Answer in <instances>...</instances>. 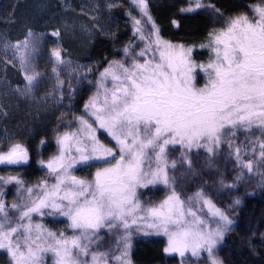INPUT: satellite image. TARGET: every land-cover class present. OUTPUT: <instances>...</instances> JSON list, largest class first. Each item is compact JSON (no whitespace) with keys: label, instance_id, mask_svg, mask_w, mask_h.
<instances>
[{"label":"snow or ice","instance_id":"snow-or-ice-1","mask_svg":"<svg viewBox=\"0 0 264 264\" xmlns=\"http://www.w3.org/2000/svg\"><path fill=\"white\" fill-rule=\"evenodd\" d=\"M130 5L140 13L137 18L129 11L133 35L148 41L136 54L143 62L136 58L130 65L111 61L99 73L95 93L85 101L82 114L74 117L79 127L58 134L59 154L47 162L39 161L55 178V183L41 180L38 184L42 194L33 196L34 186L27 187L29 202L12 204L20 213L19 220L27 219V223L11 226L5 205L0 202V214L4 217L0 219V249L7 251L11 264H43L44 253L54 254V264H89L79 259L89 255V245L82 241L91 242L100 229L111 231L117 227L124 230L117 241L118 245L123 242L121 254L115 257L121 264H131L128 256L133 228L144 235L165 236L166 254L178 253L184 257L189 251L193 256L206 252L209 264H221L215 249L234 221L202 189L187 200L182 199L169 169L183 163L195 174L189 155L193 149H204L209 154L205 167L211 168L213 158L225 142L229 158L235 147V160L241 169L252 173L254 164L264 166V0L250 5L254 20L247 14L237 15L226 20L221 29L208 33L207 42L199 45L214 53L207 63H197L193 58L196 45L173 44L161 37L159 26L149 12L148 0H130ZM201 8L219 13L211 0H190L187 11ZM221 17L222 13L217 18ZM147 25H151L150 40L145 35ZM51 35L59 37L60 32L53 31ZM43 39L44 34L28 30L23 40L4 44L5 53L10 51L13 61H19L24 75L26 86L19 90L22 95L30 93L38 82L39 74L32 66V58ZM130 48V45L124 47L125 56L130 54ZM150 52L153 57L158 53L159 60L149 58ZM50 56L53 73L58 84H62L60 66L70 65L71 61L64 59L59 44L51 49ZM198 71L206 77L203 87H197ZM76 75L79 76V70ZM109 80L111 87L107 86ZM253 128L261 135L250 145L254 158L245 163L243 156L247 153H242L231 138L237 130L250 132ZM170 145L180 146L179 160H169ZM28 162V149L21 143L0 152V165ZM77 166L95 168L93 178L73 174L72 169ZM243 175L241 171L236 181ZM0 182L25 188L18 176L0 175ZM220 183L224 185L223 180ZM157 185L168 190L166 198L158 205L144 207L141 214L138 189ZM201 202L208 209L211 222L198 214L202 210ZM239 203L234 201V205ZM33 214L66 217L74 234L67 237L61 231L57 235L41 223H33ZM213 223L215 227L211 226ZM77 230L79 235L75 234ZM91 264H102L97 253L91 254Z\"/></svg>","mask_w":264,"mask_h":264},{"label":"trees","instance_id":"trees-1","mask_svg":"<svg viewBox=\"0 0 264 264\" xmlns=\"http://www.w3.org/2000/svg\"><path fill=\"white\" fill-rule=\"evenodd\" d=\"M95 0H91L93 2ZM103 24L102 33H98L95 20L87 22L80 11L85 6L78 7L75 1L71 4L67 0H0V38L10 42L23 39L28 30L50 34L59 31L58 41L64 54L71 60L86 65L91 69L83 86L75 93L68 110L64 112L37 113L32 107L15 104L12 106L0 95V152H6L14 143H21L28 149L29 162L21 165H6L0 169V175L4 177L18 176L25 184V188L19 196L15 193L19 186L15 183L3 184L0 182V202H3L11 221H15L17 212L12 209V204L20 202L19 197L26 194V188L34 186L33 196L41 193L39 181L45 180L48 184L55 182L46 168L39 165L43 159L47 162L54 155H58L56 136L65 131H74L79 125L74 119L82 114L83 105L96 91L95 81L99 73L109 66L111 61H121L130 65L133 58L143 62L142 57L136 56L146 42L133 35V21L129 16L140 18L138 9L130 5V0H102ZM207 2V0H205ZM262 0H211L216 9L201 8L196 11H187L190 0H148L149 12L159 26L160 35L163 39L173 44L186 46L196 45L193 58L197 63H207L210 55L209 49H201L199 45L206 43L208 33L219 30L225 26L229 18L241 14H247L250 19H255L250 7L251 4L260 3ZM110 5H113L110 7ZM193 8L195 4L191 5ZM184 9V11H182ZM222 13L221 18H217ZM85 24H84V22ZM173 21H176L174 24ZM146 37H150L151 25H147ZM100 30V29H99ZM131 46L130 54L125 56L123 49ZM155 47L153 46V52ZM153 52L148 54L153 57ZM15 72V73H14ZM7 80H13L16 86L21 84L20 76L16 70L8 69ZM197 75V86H203V75ZM89 80L92 83H89ZM111 87V80L107 82ZM260 131L251 130L246 132L237 130L236 136L231 139L236 146L241 148L245 163L253 159L250 145L260 137ZM45 143L41 144L40 141ZM258 148V145H257ZM181 148L169 146V160H179ZM187 151V150H186ZM229 147L225 142L219 154L215 156L214 166L205 167L208 153L204 149H193L189 153L195 174L190 171L186 164L178 163L176 169H169L170 175L176 178V188L181 193V198L193 195L202 189L212 203L225 211L234 221L222 242L215 249V255L221 264H264V166L253 165V172L241 169L235 160V147L232 149V157L229 158ZM258 157V151L255 154ZM147 166V162H146ZM243 171L241 180L236 181V176ZM90 177L88 176V179ZM224 185L234 184V187ZM142 210L144 207L158 205L166 198L168 190L163 185L138 190ZM42 194V193H41ZM28 197V194H27ZM239 200V205L234 201ZM194 210L196 206L193 205ZM198 210L201 215L211 222L212 218L206 214L202 206ZM47 213V211H46ZM206 215V216H205ZM39 216V215H36ZM33 217L35 223H41L45 228L59 235L61 231L65 236L71 237L74 232L68 229L62 220H54L53 215ZM212 225V224H211ZM214 225V223H213ZM79 235V230L75 232ZM124 234L121 227L113 230L100 229L92 241H82L89 245V255L79 256V259L91 262V254L97 253L102 264H117L116 256L121 254L123 242L117 241ZM131 248L129 256L131 264H209L208 254L202 252L198 258L177 261L164 254L167 238L163 235L144 236L133 228L130 238ZM74 254L75 251H74ZM0 264H7L5 255H0ZM43 264H54L51 254H43ZM91 264V263H89Z\"/></svg>","mask_w":264,"mask_h":264},{"label":"rangeland","instance_id":"rangeland-1","mask_svg":"<svg viewBox=\"0 0 264 264\" xmlns=\"http://www.w3.org/2000/svg\"><path fill=\"white\" fill-rule=\"evenodd\" d=\"M72 1L75 3H77L78 7H83L85 6V9L80 11L81 15H84V19H87V22H91V20H95L96 25L99 24V26H97V32L98 33H102L101 29H103L104 24H103V15H104V11H103V2L102 0H95L93 2H91V0H67V2L69 4L72 3ZM84 22V21H83ZM85 24V22H84ZM36 34H43L40 32H34ZM24 39V38H23ZM21 39V40H23ZM5 42L8 43H14V42H10L8 40H5L4 38H0V95L2 97H4V99H6V102H8L10 105L12 104H20L21 106H24L25 108L27 106L32 107L35 111H37V113H41L42 111L45 112H64L65 110H68L73 97L75 95V93L80 89L81 86H83V83L86 81L85 76H88L89 71H88V67L84 64L81 63H77L71 59H69L63 52L64 54V59L66 61H71L70 65H64V66H60V80L63 81L62 84H58L55 74L53 73V61L52 58L50 56V51L52 48L56 47L57 44L60 43L58 41V37L52 36L51 33L50 34H44V39L42 40L41 43V47L37 50V52L34 54L33 58H32V66L35 69V71L39 74L38 76V82L35 83V86L33 87L32 91L30 93H28L27 95H22L21 91L19 90H23L26 86V81L24 79V75L22 74L21 68H20V64L18 60L13 61V56L12 53L10 51H8L7 53H5V47L4 44ZM155 47V46H154ZM213 57H214V53H213ZM156 60H159V56L158 53L156 54ZM12 61V62H9ZM8 69H13L16 70L17 73L20 76V80H21V84L16 86L15 84H13V80L16 79V77H13V80H7L6 77V72H8ZM76 70H79V76L76 75ZM199 72V71H198ZM15 73V72H14ZM200 73V72H199ZM203 75L202 77V83L201 85L204 86V84L206 83V77L204 76L203 73H201ZM17 80V79H16ZM202 86V87H203ZM197 87H201V86H197ZM252 130H256L259 131L256 128H253ZM171 146V145H170ZM177 147H180L179 145H175ZM183 151H186V149H184ZM7 164L4 165H0V169L4 166H6ZM47 170V169H46ZM95 168H88L85 166H77V168L72 169L73 174H75L76 176L80 177V178H87L88 176L90 177L89 180H91L93 178V174L95 172ZM48 172V170H47ZM52 177V176H51ZM54 178V177H52ZM55 180V179H54ZM55 183V182H54ZM23 189L19 188V194H18V190L15 192L17 193L19 196L21 195V191ZM140 190V189H138ZM22 196H26L25 199H22L23 197H19L20 202H16V204L20 205L22 203H28V197H27V193L23 194ZM13 209V208H12ZM14 211L17 212V216H15V221H12V225L11 226H15V224L17 223H27V219H25L24 221H20L19 220V211L14 209ZM47 211V210H46ZM206 214L210 216L208 209L205 208ZM199 215H201V213L198 212ZM46 215V214H45ZM57 216H52L55 217L53 218L54 220L59 219L62 220V225H66L68 229H70L68 227V220L66 217H62L59 214H56ZM35 214H33V217L35 218ZM203 216V215H201ZM206 216V215H205ZM39 217V216H36ZM204 217V216H203ZM211 217V216H210ZM3 214H0V219H3ZM206 218V217H204ZM33 223L34 219H33ZM212 227H215V224L211 225ZM8 227V225H6V228ZM122 228V227H121ZM23 230H21L22 233ZM151 232V230H149ZM143 234V232H142ZM144 235V234H143ZM154 235L153 234H149V235H144V236H151ZM16 237L14 236L13 239H15ZM167 246V245H166ZM165 246V247H166ZM75 251V250H74ZM5 255L6 259H7V264H11V260L9 258V255L7 253L6 250L4 249H0V255ZM51 254L52 258H53V262L55 260V256L53 253H48ZM165 256L167 255V257L170 258H174L177 261H183V260H190V259H195L198 258L199 256H193L191 254V252H187L185 254L184 257H181L178 253H171V254H166L164 252ZM91 263V262H89ZM117 264H121L120 261L116 262Z\"/></svg>","mask_w":264,"mask_h":264}]
</instances>
